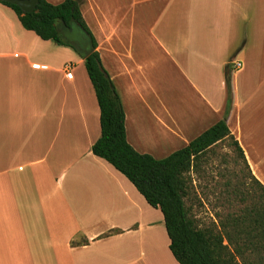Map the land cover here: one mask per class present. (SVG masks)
I'll return each instance as SVG.
<instances>
[{
    "label": "crops",
    "instance_id": "1",
    "mask_svg": "<svg viewBox=\"0 0 264 264\" xmlns=\"http://www.w3.org/2000/svg\"><path fill=\"white\" fill-rule=\"evenodd\" d=\"M81 11L139 152L164 158L225 118L230 76L227 124L264 184V0H84ZM149 64L186 81L174 99ZM100 116L83 55L0 3V264H180L162 211L93 153Z\"/></svg>",
    "mask_w": 264,
    "mask_h": 264
},
{
    "label": "trees",
    "instance_id": "2",
    "mask_svg": "<svg viewBox=\"0 0 264 264\" xmlns=\"http://www.w3.org/2000/svg\"><path fill=\"white\" fill-rule=\"evenodd\" d=\"M83 1L63 0L54 4L39 0L36 9L30 13L6 0H0V3L16 12L24 28L77 52L58 29L61 25L71 28L78 24L88 32L94 51L85 58V66L101 110V136L93 144L92 151L124 174L151 206L162 211L170 250L180 264H264V184L250 171L243 149L227 124L232 105L230 76L227 77L229 103L225 118L164 158L139 152L127 139L123 102L83 17ZM227 138L245 162L255 198L240 215L227 217L220 228L202 227L187 205L193 189L191 174L207 151Z\"/></svg>",
    "mask_w": 264,
    "mask_h": 264
},
{
    "label": "rangeland",
    "instance_id": "3",
    "mask_svg": "<svg viewBox=\"0 0 264 264\" xmlns=\"http://www.w3.org/2000/svg\"><path fill=\"white\" fill-rule=\"evenodd\" d=\"M169 66V64H159L162 75L164 74L167 78L165 80L161 79L162 76H157L154 64L146 66V70L149 72L151 83L163 88V94L172 90L171 86L166 88V84L172 82L174 89L168 92L172 100L175 98L174 94L178 93L175 83L184 85L186 81L173 75L172 71H167L165 74L167 69L164 67L168 68ZM73 70L76 72L78 68H73ZM184 92L185 94L186 92L190 93L185 86ZM188 96L193 98V94ZM150 97L154 98L153 95ZM185 99V95H182V99L178 103L183 105L186 102ZM192 105L193 101H190L184 108H191ZM183 113L185 111L180 112L179 116L177 115L178 118L184 120ZM191 177L193 189L191 197L187 199V205L192 208V215L202 227L211 226L218 229L227 217L240 215L243 209L254 201L255 196L252 195L249 171L241 155L228 138L207 151L198 168L192 172Z\"/></svg>",
    "mask_w": 264,
    "mask_h": 264
},
{
    "label": "water",
    "instance_id": "4",
    "mask_svg": "<svg viewBox=\"0 0 264 264\" xmlns=\"http://www.w3.org/2000/svg\"><path fill=\"white\" fill-rule=\"evenodd\" d=\"M6 1L19 6L25 13L33 12L39 3V0ZM62 27L58 29V32L61 33L70 43H72L84 58L88 57L94 51L90 35L81 26L74 24L71 28H67L63 25Z\"/></svg>",
    "mask_w": 264,
    "mask_h": 264
},
{
    "label": "built area",
    "instance_id": "5",
    "mask_svg": "<svg viewBox=\"0 0 264 264\" xmlns=\"http://www.w3.org/2000/svg\"><path fill=\"white\" fill-rule=\"evenodd\" d=\"M232 69L234 71L240 70L243 65L242 62L238 59L232 61ZM65 72L67 74V77L72 78L73 77V71H72V65L71 64H65L64 65Z\"/></svg>",
    "mask_w": 264,
    "mask_h": 264
},
{
    "label": "flooded vegetation",
    "instance_id": "6",
    "mask_svg": "<svg viewBox=\"0 0 264 264\" xmlns=\"http://www.w3.org/2000/svg\"><path fill=\"white\" fill-rule=\"evenodd\" d=\"M63 28V27H62ZM64 30V29H63Z\"/></svg>",
    "mask_w": 264,
    "mask_h": 264
}]
</instances>
